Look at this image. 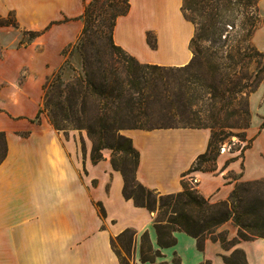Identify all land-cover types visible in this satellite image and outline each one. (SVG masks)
<instances>
[{"label": "crops", "instance_id": "crops-1", "mask_svg": "<svg viewBox=\"0 0 264 264\" xmlns=\"http://www.w3.org/2000/svg\"><path fill=\"white\" fill-rule=\"evenodd\" d=\"M91 1L0 0V132L7 141L0 164V264H121L113 241L127 229L137 233V264H264V238L238 239V227L228 223L218 229L226 232L227 245L207 238L199 246L195 237L175 232V244L162 247L156 213L124 196L125 179L113 166V151L103 149V158L94 162L85 132L58 131L40 113L44 86L81 35ZM183 3L130 0L128 13L116 22L114 43L143 64L188 65L195 26L184 17ZM259 13L264 19V0ZM253 40L264 53V26ZM255 113L243 152L221 151L213 167L194 171L211 141L208 128L123 130L140 153L137 180L163 195L175 194L190 173L186 179L217 203L240 182L264 179V104ZM146 232L161 253L155 263L142 259Z\"/></svg>", "mask_w": 264, "mask_h": 264}, {"label": "trees", "instance_id": "trees-1", "mask_svg": "<svg viewBox=\"0 0 264 264\" xmlns=\"http://www.w3.org/2000/svg\"><path fill=\"white\" fill-rule=\"evenodd\" d=\"M252 3L253 0H184L182 8L184 17L195 26V34L190 44L193 59L183 67H167L138 63L121 47L116 46L113 34L110 38L112 42L99 43L96 38V26L100 23L99 17L101 19L106 16L108 3L107 0H92L83 15L84 28L81 35L75 44L69 45L64 50V56H67L72 49H76L82 55L83 72L66 82L62 78L63 66H61L58 74L48 79L44 86L45 95L40 113L47 115L56 130L65 133L69 130L86 131L94 142L92 153L94 162L103 158L101 154L103 149L121 153L118 160L113 156L112 161L114 168L119 170L125 179L124 196L132 199L136 206L145 207L156 213L154 223L162 247L175 244V232H185L195 237L199 241V246L207 238L219 240L227 245L229 242L226 232L218 234L216 232L231 219L238 227V239L264 238V221L242 218L247 212L235 205L238 185L228 200L217 203H210L198 190L189 186L186 177L190 173L184 175L183 191L179 193L163 195L157 190L145 187L136 178L140 153L133 147L130 138L119 133L120 130L126 129L177 128L147 127L151 121V114L158 111L171 115L182 106L180 98L172 99L167 82L169 76L164 73L186 72L188 74L186 81L190 84L184 85L188 90L190 88L193 90V83L205 84L209 79L208 75L211 74L212 77L217 70L212 60L213 54L227 48L228 37H225V32L232 22L230 14L241 5L244 9L250 8ZM129 8L130 0H128V8L115 17L126 15ZM251 28L253 29V23L250 24V29L243 28L246 31L243 38L244 45L247 44L246 48L238 47L234 52L232 49L229 52L228 58L234 62V65L246 63L247 59L250 61L253 57L254 49L250 45L253 36ZM149 42H151L150 38ZM201 44H208V50H212V55L205 53ZM152 47L155 48V44H152ZM256 55L264 57L262 52ZM65 63L68 64V61L66 60ZM193 69L196 74L189 76V72ZM254 91L255 88H252L250 92ZM125 122L131 126L124 128ZM106 136H113L116 146L106 145L104 141ZM214 138L213 135L207 152L195 161L193 171L202 169L201 166L213 156H216V160L219 152L216 153ZM6 156V135L0 132V164ZM101 214L105 215L103 209ZM136 234L135 231L127 229L116 237L113 244L116 247L118 243L130 253ZM142 238V259L155 263L156 258L161 256L160 251L153 249L147 232ZM118 254L121 264H128L119 252ZM237 254L244 258L243 252L237 251Z\"/></svg>", "mask_w": 264, "mask_h": 264}, {"label": "rangeland", "instance_id": "rangeland-1", "mask_svg": "<svg viewBox=\"0 0 264 264\" xmlns=\"http://www.w3.org/2000/svg\"><path fill=\"white\" fill-rule=\"evenodd\" d=\"M260 1L253 0L252 7L247 9L242 8L241 5V7L235 8L230 14L232 22L229 23L227 31L225 32V37H228L227 48L213 54L214 57L212 60L217 70L212 74V77L211 74L208 75L209 79L205 84L201 82L198 84L193 83V90L191 88L188 90L184 85L190 84L186 81L188 76L186 72L173 71L164 73V75L169 76L167 82L169 83L168 89L170 90L172 99L180 98L181 100L179 101L182 106L171 115L156 111V113L151 114V121L147 127L190 128L198 126L208 128L212 132V136L214 135L215 137L214 144L216 153L225 150L241 153L250 145L247 130L257 120L255 108H259L264 104V57L256 55L261 52L257 49L253 40L255 32L264 26V19L259 13ZM107 3L108 5L105 10L106 16L101 19L99 17L100 20L98 19V22L100 21V23L96 26V38L99 43L112 42L110 38L118 19L115 16L128 8V0H107ZM247 20H249L248 23L246 22ZM9 22L15 25L11 19ZM251 23H253V29L251 28L253 30V36L250 45L254 49L252 52L253 57L250 61L247 59L246 63L234 65V62H231L228 58L229 52L231 49L234 52L238 47L240 49L246 48L247 44L244 45L243 43L246 31L243 28L247 27L250 29ZM149 38L151 43L155 41V35H150ZM201 45L205 49V53L212 55V50H208V44ZM122 50L135 61L141 63L135 56L123 48ZM66 60L68 64L63 63V70L61 72L63 80L68 82L78 73L83 72V57L76 49H72L65 56V62ZM58 72L59 70L49 79L54 78ZM204 73H206V70H204ZM194 74H196L195 69L189 72V76ZM252 88H255L254 92H250ZM252 101H254L255 107L252 105ZM262 125L264 126V121ZM123 126L127 128L131 125L125 122ZM70 131L85 132L87 135V132L84 130H69L68 132ZM122 132L123 130H120L119 133L122 134ZM112 137L106 136L104 138L106 145L116 146V142ZM89 140L92 142L94 148V142L90 138ZM113 156L118 160L121 153L114 150ZM215 157L213 156L208 162L204 163L201 168L208 169L213 167ZM263 180H258L259 182H240L237 184L239 191L235 205L240 206L242 211L247 212L242 218L264 221ZM189 186L198 190L195 181L189 180ZM227 223L236 226L233 219ZM218 232L219 230H217L216 234ZM116 250L125 259L126 263L137 264L135 263V244H133L130 253L118 243L116 244Z\"/></svg>", "mask_w": 264, "mask_h": 264}]
</instances>
